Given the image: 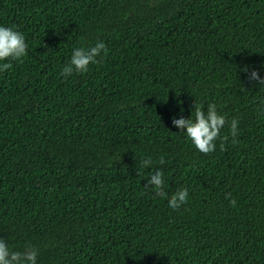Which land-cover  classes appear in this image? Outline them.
Segmentation results:
<instances>
[{
  "label": "trees",
  "instance_id": "obj_1",
  "mask_svg": "<svg viewBox=\"0 0 264 264\" xmlns=\"http://www.w3.org/2000/svg\"><path fill=\"white\" fill-rule=\"evenodd\" d=\"M0 24L28 45L0 73L13 250L37 249L38 264H264V87L249 79L264 76V0H0ZM98 41V63L61 75ZM209 103L225 125L204 154L170 117ZM157 167L164 195L146 184Z\"/></svg>",
  "mask_w": 264,
  "mask_h": 264
},
{
  "label": "clouds",
  "instance_id": "obj_2",
  "mask_svg": "<svg viewBox=\"0 0 264 264\" xmlns=\"http://www.w3.org/2000/svg\"><path fill=\"white\" fill-rule=\"evenodd\" d=\"M27 52L28 45L24 34L14 27L0 24V73L11 69V61H22ZM102 53L106 54V45L103 41L96 42L94 46L73 48L68 63L62 68L61 75L67 78L74 72L80 74L87 72L90 65L99 62L97 58L101 57ZM243 71L247 73L248 69L245 68ZM249 79L264 87V76H261L257 70L250 72ZM261 104L264 106V101H261ZM170 121L178 129L183 126V132L194 148L207 154L216 148L215 140L220 137L221 129L225 125V116L218 113L215 104H207V111L204 107L195 104L194 110L187 118L181 114L179 117L171 116ZM230 123V134L235 137L238 133V120L233 118ZM150 163V158L143 161L145 167ZM150 177L146 184L152 185L156 193L164 195L163 171L157 167L151 170ZM188 198V189L182 187L167 198V204L169 208L176 210L186 204ZM230 204L234 206L236 200L231 199ZM0 264H38V250L32 247L25 248L24 251L13 250L5 239L0 237Z\"/></svg>",
  "mask_w": 264,
  "mask_h": 264
}]
</instances>
